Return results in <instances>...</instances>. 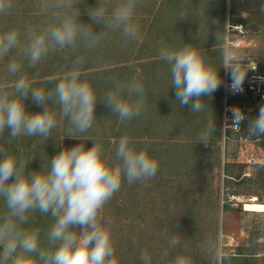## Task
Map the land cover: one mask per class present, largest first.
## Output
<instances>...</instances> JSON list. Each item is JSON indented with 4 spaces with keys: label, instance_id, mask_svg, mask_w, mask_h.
I'll return each mask as SVG.
<instances>
[{
    "label": "rangeland",
    "instance_id": "rangeland-1",
    "mask_svg": "<svg viewBox=\"0 0 264 264\" xmlns=\"http://www.w3.org/2000/svg\"><path fill=\"white\" fill-rule=\"evenodd\" d=\"M120 2L109 0V13ZM50 3L51 0H12V8L0 15V32L18 29L24 46V33L40 30L55 17L56 11L47 7ZM73 3L81 12L80 21L92 24L94 33L101 32L97 47L86 50L78 42L75 49L50 53L35 67L13 50L0 59V84H11L24 75L32 87L53 90L63 73L70 70L72 61L83 56L80 79L87 81L97 95L96 120L91 130L77 134L78 140L67 137L68 122L57 115L58 126L49 137L54 136V140L21 136L7 145L9 151L31 161L28 170L40 171L62 147L70 149L83 142L90 148L93 141H83L85 137L102 144L105 153L114 159L120 137L127 136L137 150H145L158 161L159 169L150 180L130 185L122 179L119 191L102 210L101 215L111 222L117 264H142V252L149 255L151 264H172L178 254L191 257L193 264H218L216 254L224 239L229 243L224 249L226 264H264V256H260L264 253V213L243 209V204L253 198L264 203V136H251L245 131V135L260 139L259 147L249 148L248 155L254 153L256 161L250 164L237 162L239 143L231 141L225 148L221 136L227 0H138L133 15L140 31L138 42H126L119 32L103 29V25L90 20L87 11L96 7L98 0ZM261 5L264 0H249L244 5H233L231 13L233 21H243L249 34L264 42ZM243 12L244 19L239 16ZM185 43L193 44L209 57L221 77L220 87L212 96L203 97L204 108L199 113H191L187 106L179 107L176 90L171 87L170 66L159 56L161 48L179 49ZM12 60L22 66L15 77L7 72ZM112 80H135L144 86L146 104L139 117L121 122L105 106L104 95L111 89ZM49 108L59 112V106L51 102ZM26 110L32 113L43 108L29 98ZM209 121L215 123L216 131L205 146L199 137ZM5 211L0 198V215ZM226 215L236 216L231 227L239 226L238 231L226 228ZM29 216L23 227L38 228L41 247H46L45 234L53 223L50 214L37 211ZM173 237L179 241L176 248L169 247ZM165 251L167 257L162 255Z\"/></svg>",
    "mask_w": 264,
    "mask_h": 264
},
{
    "label": "clouds",
    "instance_id": "clouds-1",
    "mask_svg": "<svg viewBox=\"0 0 264 264\" xmlns=\"http://www.w3.org/2000/svg\"><path fill=\"white\" fill-rule=\"evenodd\" d=\"M138 0H121L109 13V0H98L96 7L87 14L103 29L119 32L126 42H138L140 31L133 15ZM56 15L40 30L29 29L24 33L26 44L21 45L22 33L18 29L0 32V59L16 50L27 58L30 67L57 49H75L78 42L86 50L97 47L102 35L94 33L92 24L82 23L81 12L73 0H51L47 5ZM12 8V0H0V15ZM260 11L264 13V5ZM160 58L170 66L172 86L175 88L179 107H190L191 113L204 108V96L211 97L220 87L221 77L202 51L193 44L179 49L164 47ZM233 83L239 89L245 75L241 74L236 57L228 54ZM83 56L76 57L71 68L63 73L53 90L32 87L29 79L21 75L11 84H0V198L6 211L0 215V264H117L111 234V222L101 213L104 206L121 187L122 179L128 184L150 180L158 172V161L145 150H137L127 136H121L114 159L105 153L102 144L92 140L86 148L83 142L72 148L62 147L50 158L46 169L28 170L31 161L13 155L7 145L18 137H41L48 140L50 132L58 126L57 115L66 119L69 138L78 139L92 129L96 120L97 95L87 81L80 79L84 65ZM21 64L12 60L7 72L15 77ZM39 75L38 73L36 74ZM111 89L104 95L103 103L121 122L131 121L141 115L146 104L144 86L138 81H111ZM42 106L40 112H28L26 101ZM59 106L52 111L49 103ZM232 125L240 128L247 121L251 136H264V105L255 117L246 116L240 108L232 109ZM7 130V136L5 132ZM216 131L209 121L199 141L208 146ZM79 140V139H78ZM198 195V194H197ZM39 212L51 216L53 223L45 234L47 246L41 247L40 230L23 227L29 214ZM178 239L173 237L170 248H176ZM210 246V245H209ZM163 257L168 256L165 251ZM223 261L225 254L218 252ZM142 264H151L146 252L140 254ZM172 264H193L191 257L176 255Z\"/></svg>",
    "mask_w": 264,
    "mask_h": 264
},
{
    "label": "built area",
    "instance_id": "built-area-1",
    "mask_svg": "<svg viewBox=\"0 0 264 264\" xmlns=\"http://www.w3.org/2000/svg\"><path fill=\"white\" fill-rule=\"evenodd\" d=\"M248 1L227 0L229 12L223 33V63L224 67L230 63L228 54L231 53L236 57L234 63L239 64L241 74L245 75V78L242 85L239 86L240 90H237V87L233 83L230 70L224 68L221 136L225 148L231 141L239 143L237 162L250 164L256 161L254 153L248 155L249 148L254 149L256 146L259 147L258 142L260 139L252 138L244 134L247 130V121H244L240 125V128L232 125V109L238 107L246 116L255 117L258 114L259 107L264 105V71L260 68V60L249 52V48L254 45L253 37L249 34L247 26L243 21L232 20L234 14L231 13V7L236 4L244 5ZM239 16L243 19L246 18L244 12ZM225 240H223L220 252H223L226 257L227 253L224 249L228 247L229 243L228 240L227 242ZM260 256H264V253ZM218 264L226 263L219 260Z\"/></svg>",
    "mask_w": 264,
    "mask_h": 264
},
{
    "label": "crops",
    "instance_id": "crops-1",
    "mask_svg": "<svg viewBox=\"0 0 264 264\" xmlns=\"http://www.w3.org/2000/svg\"><path fill=\"white\" fill-rule=\"evenodd\" d=\"M253 40H254V45H252L250 48H249V52L253 55H255L259 60H260V68L264 71V42L258 38V37H253ZM231 214V213H230ZM226 219V228L229 230V231H238L239 229V226H235V227H231V226H234L232 223H233V220L237 219L235 215H226L225 217Z\"/></svg>",
    "mask_w": 264,
    "mask_h": 264
},
{
    "label": "bare ground",
    "instance_id": "bare-ground-1",
    "mask_svg": "<svg viewBox=\"0 0 264 264\" xmlns=\"http://www.w3.org/2000/svg\"><path fill=\"white\" fill-rule=\"evenodd\" d=\"M243 209L248 212L264 213V203L257 201L253 198L251 202H246L243 204Z\"/></svg>",
    "mask_w": 264,
    "mask_h": 264
},
{
    "label": "trees",
    "instance_id": "trees-1",
    "mask_svg": "<svg viewBox=\"0 0 264 264\" xmlns=\"http://www.w3.org/2000/svg\"><path fill=\"white\" fill-rule=\"evenodd\" d=\"M52 140H54V136H52V138H49L47 141H52ZM37 149H38V148H37ZM37 149H36V150H37ZM22 150H23V149H22ZM37 152H41V148H40V150L38 149ZM21 153L24 154V152H21ZM49 156H52V155L49 154ZM54 156H55V155H54ZM54 156H53V157H54ZM48 158H49V157H48ZM49 162H50V161H49Z\"/></svg>",
    "mask_w": 264,
    "mask_h": 264
}]
</instances>
